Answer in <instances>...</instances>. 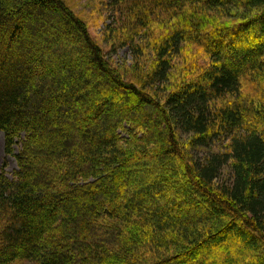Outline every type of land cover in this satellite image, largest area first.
<instances>
[{
	"label": "trees",
	"instance_id": "trees-1",
	"mask_svg": "<svg viewBox=\"0 0 264 264\" xmlns=\"http://www.w3.org/2000/svg\"><path fill=\"white\" fill-rule=\"evenodd\" d=\"M101 2L0 0V264H264V0Z\"/></svg>",
	"mask_w": 264,
	"mask_h": 264
},
{
	"label": "rangeland",
	"instance_id": "rangeland-1",
	"mask_svg": "<svg viewBox=\"0 0 264 264\" xmlns=\"http://www.w3.org/2000/svg\"><path fill=\"white\" fill-rule=\"evenodd\" d=\"M67 6L84 20L88 27L92 38L98 43L109 60L118 69L134 66V59L131 57V52L127 47H121L118 44L111 45V39L108 36V29L113 22V10L109 6L105 10V5L101 1L104 0H64ZM244 45L243 42L240 43ZM151 63H146L148 68ZM175 84V83H173ZM124 137L125 133L121 132ZM182 136V135H181ZM183 137V136H182ZM215 147H219L215 145ZM3 168L8 178H12L14 171L17 168L16 161L12 155H7L5 152L4 136L0 133V169ZM223 176L228 178V171L223 170ZM29 264V263H24Z\"/></svg>",
	"mask_w": 264,
	"mask_h": 264
}]
</instances>
